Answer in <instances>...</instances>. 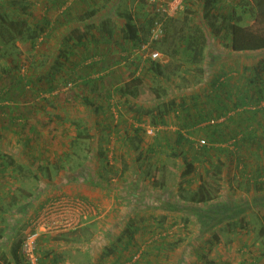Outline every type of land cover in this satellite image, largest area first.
<instances>
[{"label":"trees","instance_id":"obj_1","mask_svg":"<svg viewBox=\"0 0 264 264\" xmlns=\"http://www.w3.org/2000/svg\"><path fill=\"white\" fill-rule=\"evenodd\" d=\"M189 1L184 0L182 9L172 15H167L155 8L154 14L144 17L140 25L134 22L131 13L123 11L125 15L124 27L120 29L123 32V38L127 39L132 47L140 48L144 44H148L150 51L156 50L161 54L160 58H152L149 54L146 59H139V63V60H136L137 63L133 65L135 67L139 65V71H136V74H139L140 77L146 72L153 75H163L164 67L171 64L173 59L178 60L177 64L174 65L175 68L167 72L166 76L169 77V74L174 71H178L180 77L186 75L185 85L182 86V89L171 94L172 96L179 95V101L169 99L168 103L158 105L159 99H157L152 102V105L147 103V106H140V109L135 108V114L133 113L132 117L137 124L134 125L133 122L128 123L127 115H123L127 113V109L124 110V113L118 110V114H114L112 109L116 105L125 106V101L127 106H129L128 101L145 105V101H140L138 97L143 92L149 93L146 98H151L153 88L150 90L144 81H139L137 76H133L130 81H122V75L118 72L120 71L119 67L113 68L114 70L117 69L116 72H110V61L106 58L105 64L103 58L97 61L91 59L86 64L71 63V68L67 72V79L64 82L65 84H73L81 90L80 99L87 109L92 108L99 111L104 118L103 124L108 122L115 127L114 129H118L117 126H126L127 130L134 131L135 135L131 138H127V135L121 134L120 131H116L114 137L120 143L125 141L126 154L128 152L130 154V151H137L131 160L137 165H133V172L128 175V181L125 179L121 181L123 188L132 183L135 184L134 181L138 180L137 178L140 176L142 179L138 180L140 181L138 187L144 188V190H148L147 179H150V184H152L158 178V181L155 182L165 185V181L161 178L163 177L161 169L164 167L159 165V161L160 158L166 160V156H171L179 161L182 169L178 176L197 173L199 183L194 189L184 186L170 187L168 191H164L166 194H162V196H158L159 194L156 192V198L152 195L153 190L150 191V195L155 198V203L157 202L152 207L153 210H160L165 213H177V211L181 212L182 210L187 216L190 214L188 212L192 211L191 209L195 213L198 212L195 210L196 205L206 206V201L212 199L214 193L211 191L207 179H203V176L208 172L219 171L218 161L225 165L230 164L235 158V165L236 163L241 165V172L247 175L246 157L254 151L264 152V105L261 104L264 101V0H238L243 6L241 14L233 10L226 16L219 15V19H217L218 13L215 4L217 0H192V4L196 5V12L188 7ZM20 3L22 5L18 9L13 8L12 10L18 15L16 14V17L12 18L6 17L7 22L0 14V59H3V56L7 54L2 48V44L12 45L16 39L33 42L39 36H46L43 27L38 26L33 20L28 18L29 23H26L27 16L23 4H28V2L24 0ZM150 4L152 6V3ZM180 11H182L181 16L177 15ZM137 17L141 18V16ZM155 23H159L161 33L159 36L151 38V28ZM99 28L104 32L106 30L112 32L113 30L108 26L106 20L101 21ZM208 28L211 32L207 30ZM220 29L223 30V36L215 34V30L219 31ZM208 32L218 37L223 45L228 44L231 52L237 55L235 56L236 59L239 58V60L244 61L241 62L244 72H239L238 68H235V71L233 68L230 71L224 70L227 67L224 65L225 63H222L221 56H225V52L210 39ZM91 37L95 38L94 36ZM55 56L56 58L60 57V55ZM63 56L64 60L69 59L67 53H63ZM88 56H91V53H88ZM256 57L258 58L255 61ZM123 58L120 57V59ZM53 63L55 65L50 66H54V69L48 72L49 74L43 66L33 73L28 68L29 73L25 71L21 74L15 70H10L7 62L4 63L3 71L0 73V100L12 101L15 108L14 114L9 113L10 115L7 117L4 115L2 118H6L10 125L16 127L15 134H23L21 140H24V143L32 141L39 145L37 158L40 156L39 153L41 155L46 152L50 154L48 149L54 148L55 145L61 149L68 148L71 151L74 147L73 144H75L73 141L64 140L62 137L63 130L61 133H55L52 128L44 138L43 142L46 141L47 143H38L41 136L37 127L38 112H47L49 109L55 108L52 101L43 95L40 96V94L58 90L59 76H63L62 70H60L63 61L56 62L55 60ZM13 68L17 67L14 66ZM10 71L11 73H9ZM240 78L243 79L241 83L238 82ZM132 82L136 83L130 87L129 84ZM28 96L33 100L32 103L20 104V101H28ZM186 96L187 101L184 98ZM175 102L176 105L174 106ZM5 109L6 106L1 110L5 111ZM105 111L106 113H104ZM30 118H33V122L29 121ZM115 118L117 119L115 120ZM148 118L150 124L154 127L158 126V128L149 137L146 147L140 149L138 146H140V140L143 138L142 135L145 134V128L138 124L140 122L145 123ZM54 119L50 117L45 124L47 125ZM75 124L80 125L78 121ZM199 126L202 128L201 138L193 139L191 135L194 134V129ZM118 134L121 136L118 137ZM77 135L81 137L83 134L78 132ZM138 135L141 136L138 137ZM84 136L85 138L91 137L87 132H84ZM74 139L76 140V137ZM201 139L203 140L202 143L199 142ZM52 141L55 143L50 144ZM142 144H146L145 140ZM85 146L82 149L84 150L83 159H86L89 150ZM104 150L106 151V147L98 146V157L104 154ZM112 151L115 152L112 156L119 154L116 152V148ZM106 156L107 153L104 154L105 165L109 166ZM64 157L70 158L67 151L64 152ZM10 160L13 161L11 158ZM121 160L123 161L122 166L127 169L124 157ZM143 163L145 168L141 167ZM151 166L156 168L152 175L149 170ZM60 167H63L62 164L55 165L56 169ZM69 168H73V166L69 165ZM158 168L160 174L157 171ZM98 174L101 176V171ZM249 177L252 178L253 188L260 192L257 195L264 196V167H256L255 173L250 174ZM101 181L106 184V177ZM177 197L181 201H177ZM170 206L181 210H172ZM124 228L129 240L121 248L114 249L113 247L110 249L115 254L111 261L112 264L130 262L137 251L135 242H130L134 234L131 223L126 224ZM161 253L158 244L153 243L140 250L135 263L132 262L131 264H158L160 262L158 257ZM255 257L243 258L239 264H263L259 258L256 259ZM14 258L18 262L17 253H14Z\"/></svg>","mask_w":264,"mask_h":264},{"label":"rangeland","instance_id":"obj_2","mask_svg":"<svg viewBox=\"0 0 264 264\" xmlns=\"http://www.w3.org/2000/svg\"><path fill=\"white\" fill-rule=\"evenodd\" d=\"M22 1L24 0H1V17L3 19L6 17H16L15 15L17 13H13L12 10L13 8L18 9L19 6L22 5V3H20ZM25 1L29 2L28 4H23L27 16L25 21L28 24V18L33 21L35 20L34 18H39L41 16V10L39 5L34 3V0ZM160 1L165 2V0ZM191 1L192 0L189 1L188 7L192 10L194 9L193 11L196 12V5L192 4ZM155 8V2H153L151 6L150 0H138L135 3H128V1L125 0L122 3H118L117 5V9L119 11L131 13L133 15L134 22L138 25L142 23L144 17H149L154 14L153 12ZM177 15L181 16L182 11L178 12ZM119 16L122 18V20H109L108 26L116 29L123 28L125 15L123 13H119ZM137 16H141V18L139 19ZM34 23L41 27L44 25L43 23L37 21H34ZM100 23L101 20L96 19L91 22V26L83 25L82 27V29L91 27L90 30L97 32V34L94 36V39L91 36L86 35L82 36L84 41L77 42L78 40H76V37L70 36V40L76 44L74 46L71 45V43L62 44L61 48H58L59 50H54L53 44H51L52 41H48L50 37L46 38L44 35L43 37L39 36L38 38H35L33 42L16 39L12 42V45L2 44V48L5 49L7 54L3 56V59H0V73L3 71V65L5 62H7V66L10 68V70H15L23 74L28 68L29 71L33 73L41 66L46 64H48V68L46 69V72L48 73L53 71L54 66L51 67L49 65H55L53 63L55 60L56 62L63 61V66L60 67L63 76H59V88L56 90L57 94H60L58 101L59 103H62L63 107L68 106L70 109L74 110L83 109L86 106L84 105L83 101L79 99L81 98L82 94L81 90H79L76 86H73V84H65L64 82L65 79H67V72L71 68V63L79 62L85 64L84 62H89L91 59L97 61L103 58L104 62L106 61V40L104 39V34L100 33ZM146 45L144 44L141 46L138 50V53H134V51L133 53H128L129 55H127L125 59H120V57L117 56L118 59L116 60L121 63L118 67L122 71V81H130L133 76H137L139 81H144L145 85H147L149 89L153 88L151 91V98H146L147 95H149L147 92H143L138 96L140 101H145V105L128 101L127 103L129 106H127L125 101V106L116 105V107L112 109L114 114H118V110L124 113V110L127 109L125 116L127 115L129 121L128 123L133 122L134 125L137 124V122L134 121L132 117L135 108L140 109V106H147V103H149L148 105H152V102L157 99H159L158 105L168 103L169 99L179 101V95L172 96L171 94L175 93L178 89H182V86L185 85L184 79L186 78V75L184 77H180L178 71H174L173 73L169 74V77L166 76L167 72L175 68L174 65L177 64V59H173L171 64L164 67L163 75H153L149 72H146L140 77L139 74H136V71H139V65L135 67L133 64L137 63L136 60L146 59L150 54V48L148 44ZM62 52L64 54H68V60H64ZM88 53H91V56H88ZM55 55H60V57L56 58ZM257 58L258 57L255 58V61ZM113 59H115V56ZM132 61L133 63H131ZM139 62L140 60L138 63ZM206 65L207 63L205 64V67ZM14 66L17 68L14 69ZM226 69L227 71H230V69L232 70L231 67H227L224 70ZM204 70L206 69L204 68ZM233 71H235V68H233ZM238 71L244 72L243 67H239ZM9 73H11V71ZM242 81V78L238 79L239 83ZM134 83L136 82L130 83L129 86L132 87ZM184 98L186 101L188 100L187 96ZM62 99H65V101H62ZM66 100L69 103H66ZM32 101L33 100L30 99L28 101L24 100L23 102L20 101V104L32 103ZM261 104L264 105V101ZM175 105L176 102L174 106ZM10 112H15V108H11ZM43 113L44 112H39L40 116H37L38 120H42V123H44V121L46 122V119L48 121L50 117L55 118L53 115L47 113L42 115ZM104 113H106V111ZM100 119L104 120L102 116ZM29 121L33 122V118H30ZM3 122L7 124L6 118L0 117L1 141L10 143L15 139H22L21 137H23V134L17 135L9 129H2ZM55 122V119L51 122H48L47 128L45 127L47 126L46 124L42 126V129L44 130H41V136L39 140L42 143L36 140L38 143L45 144L46 141H43L45 136L49 134L48 128L53 127L52 124ZM59 122L60 121L56 123V130L58 131L63 128L59 126ZM212 122L213 120L211 123ZM84 123L85 121H82L81 125ZM138 125L145 128L144 132L145 137H148L147 141L149 140V137L154 134L155 129L158 128V126L154 127L150 124L149 118L145 123L140 122ZM11 126L12 125L10 124L8 125L10 129ZM63 129L64 132L62 137L67 136L66 140L68 141V135H71V132L67 133V129ZM193 133L194 134L191 135L193 139L201 138L200 135L202 134V128L200 126L197 127L194 129ZM99 136L103 137L100 140L104 141L106 132L100 133ZM55 141L57 140L55 139ZM88 141L90 142V139ZM38 146L39 145L35 143V146L33 145L31 148H24L22 150L20 148H12L10 146V148H1L0 154L7 157L18 155V157H27L26 159H32L33 157H37L36 155L39 151ZM102 147H106V145H102ZM60 149V147H51L48 149L50 154L46 152V155H49L50 158H55V156H53L54 152H59ZM136 152L134 151V155H136ZM104 154H106L105 150ZM104 154L98 157V170L106 169ZM166 158V160L165 158H160L161 160L159 159V165L164 167L161 169L163 175L161 178L163 181H165V185L155 182L158 181V178L152 184H150V179H147L148 190H144V188L138 187V183L140 181L135 180V184L132 183L129 185L131 186L130 191H132L133 195L128 192V187H125L120 191H114L113 194L115 196H112L110 193H106V195L103 196L106 202V209L102 208L101 212L97 214L98 217L95 219L89 216L90 218L84 221V223H86L85 225H87L86 228L85 226L82 228H60L53 229L50 232H41V230H38L36 241V256L38 264H44L42 261V257L44 256L62 259L63 255H67L72 249L75 248H81L80 250L85 251L88 249V251L91 250L92 253L96 252V254L97 252L100 253L101 251L106 252V264H112L111 261L114 259L115 254H113L110 249L113 247L114 249L117 247L121 248L123 245H126V242L129 240V238L125 233L124 227L129 222L134 229V234L130 242H135V248L137 251L135 252L132 260H130V262H126V264H131L132 262L135 263V259L138 257L140 250L146 248L148 245H152L153 243H157L162 251L161 255L158 257L160 259L158 264H239L243 258L255 256L256 259L259 258L264 264V196L257 195L260 194V192L253 188V183L251 181L252 178L249 177L250 174L255 173L256 167H264V152L254 151L252 154L246 157V171H248L247 175H244L241 172V165H238L237 163L235 165V158L232 159L230 164L225 165L218 161L217 164L219 166V171L217 170L215 172H208L203 176V179H207L206 181L210 185L211 191L214 193L212 199L206 201V206H202V204L196 205L195 210L198 212L195 213L193 209H191L192 211L188 212L190 213L189 216L186 215L185 211H182L179 208L175 209L174 206H170V209L181 210V212L177 211V213H165L161 212L160 210L152 209V207L157 203H155V198L157 196L156 194H159L158 196H162V194H166L164 191H168L170 187L175 186H184L194 189L199 183V177H197L196 172L191 175L178 176L182 169L179 161L171 156H166ZM87 160L88 158L85 159V163ZM75 161L77 160H74L73 163ZM73 163L71 162V164ZM191 163L194 164V162ZM67 165L68 164H65V166ZM141 167L145 168L144 163ZM79 168L80 167L77 168V166H75L73 170L76 171ZM149 170L152 175L156 171V168L151 166ZM157 171L160 174L159 168ZM152 190V195H154L155 198L150 195ZM31 193V197H34L36 194L34 189H31ZM49 197L52 198L54 196ZM176 200L181 201L178 197ZM38 209L40 210V207L37 208V210ZM29 229L30 222L28 221L14 228L15 233L12 245H18L19 259L17 264H27L21 255L20 244L25 235L29 232ZM92 232V236H99L106 233V243L100 244L101 246L95 244L92 247H89L87 242H85L83 245H78L77 247L72 245V243H74L73 239L76 237H84L85 235H90ZM45 236H47V238ZM49 237H51L52 241L47 240ZM57 240H65L66 242L59 244L57 247L51 248V242L58 243ZM79 253L83 255L84 252L82 253V251H80ZM179 260H181V262H178Z\"/></svg>","mask_w":264,"mask_h":264},{"label":"crops","instance_id":"obj_3","mask_svg":"<svg viewBox=\"0 0 264 264\" xmlns=\"http://www.w3.org/2000/svg\"><path fill=\"white\" fill-rule=\"evenodd\" d=\"M123 1L125 0H34V3L36 5L38 4L41 10H39L41 12V16L37 19L34 18V21L44 24L42 26L46 31V38L50 37L48 41H52L51 44H53L54 50L58 48L60 49L62 44L71 43V45L74 46L76 43L70 40V36L76 37V40H78L77 42H80L84 41L82 36H95L97 34L94 30H90L91 27L82 29L83 25L91 26V22L96 19L101 21L122 20L119 13L122 14L123 12L117 9V5ZM127 1L128 3H135L138 0ZM215 4L217 6L216 11L218 13L217 19H219V15H222V17L223 15L226 16L233 10L238 12V14H241L243 10V6L238 0H217ZM112 29V32L109 30H106V32L100 30V33L106 36L104 39L106 40V58L110 61L109 70L110 72H116L117 69L114 70L113 68H116L121 64L119 61H116L118 57L123 58L129 55L128 53H133V51L134 53H138L140 48L132 47L131 43L128 42L127 39L123 38V32L120 29ZM207 30L211 32L209 28ZM209 32L208 34L210 39L217 43L219 48L225 52V56H221L222 63H225L224 65L226 67H242L241 62L244 61L235 58L236 55L231 52L228 44H226L227 46L225 44L223 45L218 37H215L213 33ZM216 33L217 36H223L222 29L219 31L215 30V34ZM114 56L115 59H113ZM84 63L86 64L88 62L86 61ZM47 66L48 64L43 67L47 69ZM118 72L122 74L121 70ZM56 90H53L50 93L40 94V96L43 95L47 99H50V101H52V103L54 102L53 104L56 106V108L49 109L47 112H40H44L42 115L45 113L56 115V122L52 124L53 127H49L48 129L50 130L52 128L55 133H60L64 130L63 128H66L67 133L71 132V135H68V141L66 140L67 136H64V140L67 142L73 141L75 144H73L74 147L71 151L70 149L68 150V148L64 147L60 149L59 152H54L53 156H55V158H50V156H47L46 153L43 155L39 153L40 156L38 158L33 157L32 159L12 155L10 158L13 161L11 162L9 157L0 154V264H17L14 260V253H17L18 259V246H16L17 244L12 245L15 233L14 228L26 221L30 222V220L38 213L39 209L37 210V208H41L44 205L43 203L50 198L49 196L52 197L58 194L71 195L79 197L90 204L92 211H89L90 213L84 216L86 218L82 217L76 225L77 228H82L83 226L86 228L87 225H85L86 223H84V221L90 217L93 219L97 218V214L101 212V209H106V202L103 196L106 195V193H110L112 196H115L113 194L114 191L124 189L121 181L124 179L128 181V175L133 172V165H137L131 161L135 157L134 152L130 151V154L129 152L128 154L125 153L127 151L125 141L120 143L114 138L116 131H120V133L122 132L121 134H126L127 138H131L135 135L133 130H127L126 126H117L118 129H114L115 127L108 122L103 124L102 122H104V120L100 119L101 114L98 113L99 111H95L92 108L87 109L85 107L83 109L74 110L70 109L68 106L63 107L62 103H59L58 101L60 94H57ZM28 99L31 100L30 96H28ZM62 101H65V99H62ZM66 102L69 103L67 100ZM5 106V111L1 110ZM10 106H12V108L14 107L12 105V101L0 100V117H4V115L7 117L10 115L9 113H13L10 112ZM123 115L125 116V114ZM38 116H40L39 112ZM116 119L117 118H115V120ZM6 121L7 124L3 122L2 129H9L14 132L16 127L11 126L10 129V127H8L9 120L6 119ZM58 121H60L58 123L59 126L61 128L63 127L59 131L56 130V123ZM76 121L79 122V126L75 124ZM82 121H85L83 125H81ZM44 124L45 121L42 123V120L39 119L37 127L40 132L41 130H44L42 129ZM45 127L47 128L48 125ZM78 132H81L83 135L78 137ZM84 132L90 134L91 137L85 138ZM102 132H106L105 140L103 139L104 141L100 140L102 137L99 136ZM117 136L120 137L121 135L118 134ZM140 136L141 135H138V137ZM142 136L143 138L140 140V146L138 147L145 148L149 140L147 141L148 137L146 138L145 134ZM75 137L76 140L74 139ZM89 139L90 142L88 141ZM144 140L146 144H142ZM53 142L54 141L50 144ZM114 143H116V145H114ZM33 145L35 146L34 142L30 141L29 143H24V140L21 139H15L10 143H5L0 140V149L10 148L11 146L12 148H20L22 150L24 148H31ZM84 145H86L85 148L89 149L86 154V158H88L86 163L85 159H83L84 150L82 149ZM99 145H106V160H108L107 163L109 165H106V170H98L97 164H99V155L97 150ZM55 147L57 146L55 145ZM114 148H116V152L120 155L116 154V156H112V154H115V152L112 151ZM65 151L68 152L70 158L64 157ZM122 157H124L127 169L124 168L125 166H122ZM73 159L77 161L73 163ZM78 160L81 163H79ZM71 162L73 164H71ZM58 163L62 164L63 167L56 169L55 165H58ZM76 163L79 164L76 165ZM38 164L39 166H37ZM65 164L68 165L65 166ZM69 164L73 166V168L75 166L80 168L74 171L73 168H69ZM109 168L111 170H108ZM100 171L102 173L101 176L98 174ZM104 177H106V184L101 181ZM140 178L141 176L137 179L140 180ZM31 189H34L36 192L34 197H31ZM130 189L131 187L128 186V192L133 194ZM93 208L96 209L94 210ZM92 235L93 232L90 235H85L84 237H76L73 239L74 243H72V245L77 247L78 245H83L87 242L88 246L92 247L95 244L101 246L100 244L106 243V233L99 236ZM45 237L47 238V236ZM47 240L52 241L51 237ZM57 242L58 243L51 242V248L57 247L59 244H63L66 241L57 240ZM80 249L81 248L72 249L70 251L71 253L69 252L67 255H63L62 259L44 256L42 257V261L44 264H106V252L101 251V253L99 251L100 253L97 252L96 254V252L92 253L91 250L88 251V249L86 251ZM80 251H82V253L84 252L83 255L79 253Z\"/></svg>","mask_w":264,"mask_h":264},{"label":"built area","instance_id":"obj_4","mask_svg":"<svg viewBox=\"0 0 264 264\" xmlns=\"http://www.w3.org/2000/svg\"><path fill=\"white\" fill-rule=\"evenodd\" d=\"M149 1V0H148ZM155 2L156 10L172 15L182 9L184 0H150ZM158 3V5H157ZM161 33L159 23H155L151 28V38L159 36ZM152 58H160V52L150 51ZM200 143L203 142L201 139ZM91 209V210H90ZM94 209V208H93ZM92 211L90 204L79 197L58 194L48 199L40 208L37 215L30 221L29 232L25 235L20 244V252L27 264H38L36 256L37 232H50L53 229H65L76 227L79 220Z\"/></svg>","mask_w":264,"mask_h":264},{"label":"bare ground","instance_id":"obj_5","mask_svg":"<svg viewBox=\"0 0 264 264\" xmlns=\"http://www.w3.org/2000/svg\"><path fill=\"white\" fill-rule=\"evenodd\" d=\"M188 1V0H187Z\"/></svg>","mask_w":264,"mask_h":264}]
</instances>
